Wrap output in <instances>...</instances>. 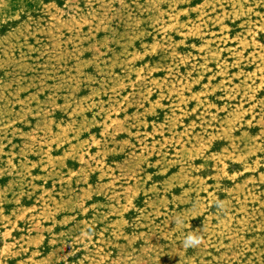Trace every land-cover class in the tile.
Wrapping results in <instances>:
<instances>
[{
    "label": "rangeland",
    "instance_id": "374dc122",
    "mask_svg": "<svg viewBox=\"0 0 264 264\" xmlns=\"http://www.w3.org/2000/svg\"><path fill=\"white\" fill-rule=\"evenodd\" d=\"M0 264H264V0H0Z\"/></svg>",
    "mask_w": 264,
    "mask_h": 264
},
{
    "label": "clouds",
    "instance_id": "9594fccd",
    "mask_svg": "<svg viewBox=\"0 0 264 264\" xmlns=\"http://www.w3.org/2000/svg\"><path fill=\"white\" fill-rule=\"evenodd\" d=\"M201 242H202L201 237L189 233L184 241V245L185 247H191V246L199 245Z\"/></svg>",
    "mask_w": 264,
    "mask_h": 264
}]
</instances>
